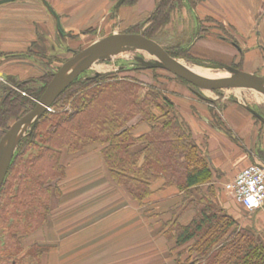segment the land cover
Segmentation results:
<instances>
[{"label": "trees", "instance_id": "obj_1", "mask_svg": "<svg viewBox=\"0 0 264 264\" xmlns=\"http://www.w3.org/2000/svg\"><path fill=\"white\" fill-rule=\"evenodd\" d=\"M202 1L186 0L190 8ZM182 5V0H158L149 18L124 33L139 34L145 24L144 36L156 41ZM204 32L207 29L202 26L196 34ZM187 46L165 50L174 58L195 60ZM232 66L243 71L238 64ZM120 75L90 78L84 73L21 140L0 190V264H44L43 258L54 247L28 245V239L47 226L53 199L61 197L66 159L73 161L94 149L111 184L142 209L149 227L153 230L155 224H162V235L173 244L170 264H264V236L250 225L240 226L236 215L219 204L207 149L196 141L185 116L155 87H148L141 98L145 83ZM52 76L25 81L8 78L9 86L0 96V141L14 122L37 106ZM38 82L41 88L30 89ZM212 123L229 132L222 120L212 119Z\"/></svg>", "mask_w": 264, "mask_h": 264}, {"label": "crops", "instance_id": "obj_2", "mask_svg": "<svg viewBox=\"0 0 264 264\" xmlns=\"http://www.w3.org/2000/svg\"><path fill=\"white\" fill-rule=\"evenodd\" d=\"M118 1L26 0L1 5L0 86L7 85L14 70L16 75H28L23 71V59L7 55L41 51L43 41L59 33L49 7L60 17L66 31L78 32L101 21V27L108 30L114 25L113 7ZM157 3L158 0H137L135 5H122L119 20L124 27L135 25L151 16ZM187 11L196 24L193 36L200 27L207 29L195 42L202 55L214 59L206 55L214 52L219 54L216 60L228 57L235 61L245 51L252 52L257 59L250 61L255 64L248 61L246 67L256 63L264 67L259 48L264 49V0H204L196 8L185 7V15ZM224 103L220 119L229 132L213 126L207 103L197 101L191 103L196 108L185 105L183 111L194 138L206 147L214 173L219 176L215 178L216 186L218 182H232L253 163L264 164V124L257 122L243 104L228 100ZM66 162L67 180L60 185L61 197H54L47 226L37 233L46 243L61 245L43 258L44 264H167V258L158 252L154 230L144 220L142 209L111 184L99 151L94 149ZM255 227L264 234V224Z\"/></svg>", "mask_w": 264, "mask_h": 264}, {"label": "rangeland", "instance_id": "obj_3", "mask_svg": "<svg viewBox=\"0 0 264 264\" xmlns=\"http://www.w3.org/2000/svg\"><path fill=\"white\" fill-rule=\"evenodd\" d=\"M182 2L183 5L181 9L175 13L170 26L167 27L165 31H163L156 37V41L160 45H162L164 48H173L174 46H178V44L182 45L183 47H185V44H188L189 47H187L189 48L190 53L192 54L195 60H188L185 59L183 56L177 59L189 68L199 67L209 70L218 75L220 74L222 76H227L228 72L225 68L232 66L233 64H238L242 67L243 71L254 73L264 77V67L258 66L257 63L256 66L246 67L248 61L250 62L251 60L257 59L255 57V54L252 52L245 51V53L241 55V59H237L235 61H232L228 57L225 58L224 61L216 60L215 56H219V54H214V52H212L211 54H206L210 55V57L213 56L214 59H210L208 57H205V55H202V53L199 52L198 48H196L195 46V42L198 40L199 37L193 36V27L194 25H196L194 22V17L188 11L186 12L187 15H185V7H189V5L187 4L186 0H182ZM115 6L117 7V9L115 8ZM119 8H121V6L118 7L116 3L113 7L114 19H112V22L114 23V25L108 30L102 28L103 21H101L100 23H98L99 25L95 24L89 28L84 27V29H81L78 32H69L65 30L64 37H62L59 33H54L52 37L43 41V44L45 46H41V51L34 52L30 50L25 56H19V58L23 59L21 60L23 61L24 65L23 71L26 72L28 75L26 77V74L16 75L18 72L14 70V76L11 75L9 76V78L13 77L12 80L14 81L16 79L19 81H25L32 78L37 79L49 73L54 74L56 71H58L61 65H63L67 60L74 56V52H80L95 43L96 41L101 40L102 38L111 34L124 33V31H126L129 27H124L123 22L119 20ZM147 27L148 25L144 24L140 33L144 34ZM89 30H92L93 33H90L88 35L83 34L84 31ZM228 40L234 41V39L230 37H228ZM259 48L261 50L260 54L263 58L264 49L261 46H259ZM117 52L121 54H118L116 56L110 55L107 58L99 60L91 70L85 73L90 77L94 76L97 72L100 73V75L121 74L120 76L129 75L132 77H137L146 85L141 92V98H143L148 92V87H155L157 90L165 94L167 98L171 99L175 103L177 110L183 116H185V114L183 113V111H185V105L191 106V103L195 104L197 101H200L208 104L209 110L207 111H210L209 113L212 116V119L217 122V120H221L220 114L222 113L221 111L223 110V106H225L224 100H228L232 103L239 102L240 104L250 106L256 111L261 112V114L264 116V99L252 89H224L213 92L200 91L190 85L184 84L175 76L171 75L170 73L164 70L158 69V71H152L149 69H142L138 72H134V68H141L137 65V62L135 61L136 57H143L147 61L154 60V57L148 56L147 53H144L143 51L128 49ZM249 64H255V61L253 63L250 62ZM121 71H124L125 73L123 74V72ZM1 80L2 79L0 78V81ZM8 83L9 82H7V86H9ZM10 84L13 89H17L16 87H14L15 85L14 83L12 84L11 81ZM42 85L43 84L41 82H38L35 83L34 86H31L30 89L37 90L41 88ZM23 93L24 92H22V94ZM191 107L196 108L194 105ZM29 133L30 131L27 130L25 136ZM259 165L261 164L259 163ZM261 166L264 167V164H262ZM214 177L216 179L217 177L219 178L217 173H214ZM203 189L207 190V187L205 186ZM215 189L216 191H218V198L220 200L219 204L222 207L228 209L230 213H234L236 215L235 217L237 218V220H239L240 226L246 227L249 226L250 223L251 227L256 229L255 226H260L264 224V216L261 212H246L234 202V200L230 196V193L226 190V184H220L218 182V186L215 185ZM254 223H256L257 225ZM162 228V224H155L153 229V237L157 240L159 248L158 252L162 253V255L167 258V264H170L171 261L169 260V253L173 244L171 242L166 241V239L162 235ZM38 234L28 239L27 244L29 245L30 242L32 244L42 243L52 246L54 247V249L57 247H61L59 243H55L57 245L48 242L46 243V240L43 241L42 237H39ZM261 234L264 236L263 233ZM49 253H53V250H51ZM145 253H147V251Z\"/></svg>", "mask_w": 264, "mask_h": 264}, {"label": "water", "instance_id": "obj_4", "mask_svg": "<svg viewBox=\"0 0 264 264\" xmlns=\"http://www.w3.org/2000/svg\"><path fill=\"white\" fill-rule=\"evenodd\" d=\"M26 0H0V6ZM127 0H119L117 6H122ZM48 6V5H47ZM49 7V6H48ZM56 18L59 34L64 37L60 17L50 8ZM135 49L143 51L154 57L153 61H147L143 57H136L137 65L144 69H160L183 79L190 86L200 91H217L224 89H252L264 99V77L254 73L245 72L232 66L226 67L227 76L210 78L194 72L191 68L182 64L177 58L172 57L157 41L139 34L114 33L96 41L80 52H74V56L67 60L53 74L51 82L46 87L37 106L20 120L14 122L8 132L0 141V190L6 180L13 158L21 140L27 130L33 132L44 114L50 110L56 100L85 72L91 70L101 59L107 58L121 50ZM96 73L90 78H97ZM4 79L7 78L3 75ZM244 108L264 124V116L250 106Z\"/></svg>", "mask_w": 264, "mask_h": 264}, {"label": "built area", "instance_id": "obj_5", "mask_svg": "<svg viewBox=\"0 0 264 264\" xmlns=\"http://www.w3.org/2000/svg\"><path fill=\"white\" fill-rule=\"evenodd\" d=\"M226 190L246 212H262L264 210V167L257 163L246 167L226 185Z\"/></svg>", "mask_w": 264, "mask_h": 264}, {"label": "bare ground", "instance_id": "obj_6", "mask_svg": "<svg viewBox=\"0 0 264 264\" xmlns=\"http://www.w3.org/2000/svg\"><path fill=\"white\" fill-rule=\"evenodd\" d=\"M118 54H121V53H113L111 56H116ZM148 56H151L149 54H147ZM194 72L200 74V75H203V76H206V77H210V78H218V77H221L222 75H218V74H215L209 70H206V69H203V68H199V67H195V68H191Z\"/></svg>", "mask_w": 264, "mask_h": 264}, {"label": "flooded vegetation", "instance_id": "obj_7", "mask_svg": "<svg viewBox=\"0 0 264 264\" xmlns=\"http://www.w3.org/2000/svg\"><path fill=\"white\" fill-rule=\"evenodd\" d=\"M3 87V88H2ZM7 87V85H1L0 88H2V91H5V88ZM7 89V88H6ZM261 114V112H259Z\"/></svg>", "mask_w": 264, "mask_h": 264}]
</instances>
